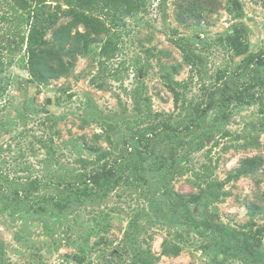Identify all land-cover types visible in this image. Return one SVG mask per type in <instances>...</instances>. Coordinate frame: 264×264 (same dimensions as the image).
<instances>
[{
	"label": "rangeland",
	"instance_id": "1",
	"mask_svg": "<svg viewBox=\"0 0 264 264\" xmlns=\"http://www.w3.org/2000/svg\"><path fill=\"white\" fill-rule=\"evenodd\" d=\"M41 1L39 8L60 15L45 36L55 42V30L70 17L61 14L54 0ZM239 1L241 17L230 12L229 0H210L198 14L184 11L190 0H147L144 11L126 18L119 53L103 62L102 69L103 58L93 51L79 56L68 74L37 83L30 78L27 44L22 43L30 27L26 9L17 0H0V169L25 176L28 164L30 171L46 174L51 169L79 167V156L95 159L98 151L120 153L125 137L146 125L138 126L135 119L149 107L173 121L181 120L168 81L187 80L191 68L175 40L190 36L207 40L199 44L191 38L193 49L205 56L202 72L207 83L219 67L239 65L247 54L264 50V0ZM236 27L244 31L245 54H240L234 39ZM221 35L227 37V46L217 42ZM100 45L95 44L96 52ZM200 85L195 75L184 90L187 99L201 97ZM253 157L261 158V164L254 172L237 176L244 159ZM177 159L188 169L172 177L173 189L185 196L198 193L194 173L209 165L210 181L222 182L221 187L210 188L219 193L217 198L207 191L209 208L233 227L253 231L261 227L264 250L260 105L234 108L206 140L205 148L190 154L180 148ZM146 189L121 185L101 200L73 204L60 221L46 211L25 220L0 213V264H144L137 254L149 257L150 264H246L223 253L210 237L186 233L155 214ZM192 207L196 214L203 208ZM95 217L102 218L96 226ZM134 217V228L126 238ZM174 244L181 247L179 253L164 252V246Z\"/></svg>",
	"mask_w": 264,
	"mask_h": 264
},
{
	"label": "trees",
	"instance_id": "2",
	"mask_svg": "<svg viewBox=\"0 0 264 264\" xmlns=\"http://www.w3.org/2000/svg\"><path fill=\"white\" fill-rule=\"evenodd\" d=\"M32 1L17 0L27 12L25 19L30 27L28 34L22 37V43L27 44L30 78L37 83H47L68 74L79 56L93 51L102 56V69L103 62L114 59L119 53L127 28L126 18L134 17L147 6V0H54L56 8L70 20L55 30V42H50L45 37L47 29L57 22L60 15L46 11L43 6L39 8L41 0H37L35 5ZM208 1L190 0L184 11L198 14L204 11V4ZM229 1L230 12L241 17L240 1ZM191 38L199 44L207 42L199 36L175 40L185 63L191 68V75L187 80L168 81L175 105L182 111L181 120L173 121L169 115L163 116L149 107L145 115L135 119L138 126L144 122H147L146 125L125 137V149L120 153L112 154L110 150H104L98 151L95 159L79 156V167L51 169L46 174L30 171L28 164L26 170L29 173L25 176L0 169V213L25 220L46 211L60 221L73 204L101 200L121 185L129 188L146 186L145 195L155 214L182 227L186 233L210 237L228 256L238 257L246 264H264V250L261 248L263 229L259 227L253 231L252 227H233L224 223L209 208L207 191L217 198L219 193L210 188L222 186L220 181H210L209 165H204V171L194 173L200 188L194 195L179 194L170 183L175 174L188 169L178 164V150L185 148L186 154H190L205 148L206 140L221 127L234 108L258 103L260 112L264 114V50L247 54L239 65L219 67L214 80L207 83L203 82L202 72L205 56L193 49ZM244 38L243 29L236 27L234 39L239 44L240 54L248 51ZM227 40L223 35L217 38L223 46H227ZM98 42L101 45L96 52L95 44ZM195 75L201 82V97L187 99L184 90L189 88ZM177 86L182 88V93ZM261 162L259 157L244 159L236 175L254 172ZM205 182L207 186L203 187L201 184ZM46 189L55 191H42ZM192 204L203 206L199 214L194 212ZM135 219L129 221L126 238L134 228ZM101 220L95 217V226ZM180 251L181 247L177 244L164 246L165 253ZM136 256L144 264H150L149 257Z\"/></svg>",
	"mask_w": 264,
	"mask_h": 264
}]
</instances>
